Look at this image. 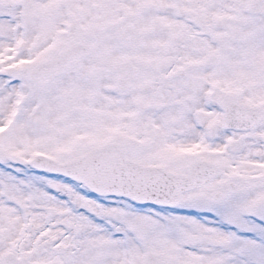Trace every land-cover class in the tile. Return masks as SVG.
Listing matches in <instances>:
<instances>
[{"label": "snow or ice", "instance_id": "1", "mask_svg": "<svg viewBox=\"0 0 264 264\" xmlns=\"http://www.w3.org/2000/svg\"><path fill=\"white\" fill-rule=\"evenodd\" d=\"M0 264H264V0H0Z\"/></svg>", "mask_w": 264, "mask_h": 264}]
</instances>
